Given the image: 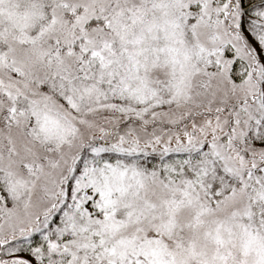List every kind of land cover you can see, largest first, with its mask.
<instances>
[{
    "label": "snow or ice",
    "instance_id": "snow-or-ice-1",
    "mask_svg": "<svg viewBox=\"0 0 264 264\" xmlns=\"http://www.w3.org/2000/svg\"><path fill=\"white\" fill-rule=\"evenodd\" d=\"M0 264H264V0H0Z\"/></svg>",
    "mask_w": 264,
    "mask_h": 264
}]
</instances>
